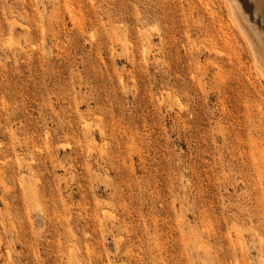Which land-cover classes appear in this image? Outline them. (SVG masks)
Instances as JSON below:
<instances>
[{"label":"rangeland","instance_id":"obj_1","mask_svg":"<svg viewBox=\"0 0 264 264\" xmlns=\"http://www.w3.org/2000/svg\"><path fill=\"white\" fill-rule=\"evenodd\" d=\"M0 264H264V79L222 0H0Z\"/></svg>","mask_w":264,"mask_h":264},{"label":"bare ground","instance_id":"obj_2","mask_svg":"<svg viewBox=\"0 0 264 264\" xmlns=\"http://www.w3.org/2000/svg\"><path fill=\"white\" fill-rule=\"evenodd\" d=\"M222 1L227 8L232 25L238 30L248 48L255 69L264 79V0H246V2L244 0ZM250 5L253 6L249 8L250 11L252 9V13L248 11Z\"/></svg>","mask_w":264,"mask_h":264}]
</instances>
